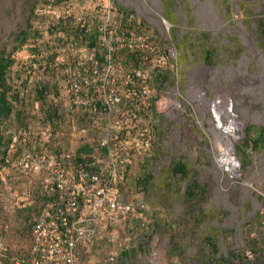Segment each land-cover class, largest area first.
Listing matches in <instances>:
<instances>
[{"label":"rangeland","instance_id":"1","mask_svg":"<svg viewBox=\"0 0 264 264\" xmlns=\"http://www.w3.org/2000/svg\"><path fill=\"white\" fill-rule=\"evenodd\" d=\"M105 10L106 18L110 15L106 59L113 69L106 86L121 97L114 119L120 113L136 116L124 140L142 134L149 141V149L131 159L116 181L114 195L128 204L142 198L149 208L138 249L122 251L110 240L122 235L124 224L117 219L98 227L80 264H109L110 251L117 264H149L152 245L161 264H248L245 251L256 257L252 264H262L264 139L257 138L264 130V0H0V50L15 45L18 31L26 33L8 72L19 95L18 119L8 128L16 134L25 128L40 138L51 125L44 112L57 105L55 87L63 96L67 76L104 54ZM94 31L96 43L90 46L91 38L82 36ZM133 71L150 88L147 108L132 98ZM41 85L49 87L45 98L35 93ZM93 86L84 88L83 98ZM229 105L238 130L221 138ZM67 111L60 128L54 126L53 146L74 154L87 143L99 151L101 130L79 138L70 128L88 112ZM228 145L236 166L231 172L220 166ZM17 154L8 150L0 165V240L12 250L28 246L30 225L43 202L39 194L34 206L12 198L36 185L39 176L17 175L11 167ZM178 164L185 173H172Z\"/></svg>","mask_w":264,"mask_h":264},{"label":"built area","instance_id":"2","mask_svg":"<svg viewBox=\"0 0 264 264\" xmlns=\"http://www.w3.org/2000/svg\"><path fill=\"white\" fill-rule=\"evenodd\" d=\"M104 13L105 24L101 32L102 45L106 48V19L108 21L110 15L106 18V10ZM112 70L108 62L100 69L94 63L90 71L72 72L63 91L64 96L83 93L84 88L90 85V77L98 79L90 97L78 96L65 107L66 110L72 107L88 109L93 116L90 124L72 123V129L79 138L85 137L90 129L102 131L100 149L93 152L89 161L76 163L71 158L72 154L53 150L37 152L34 146L23 149L16 158L15 169L22 177L39 173V196L43 201L30 225L25 264H80L81 253L88 254L96 241L98 227L117 219L124 224L122 235L120 238L110 235V240L122 251L139 247V231L147 228L144 215L148 204L142 198L134 204L125 203L121 196L114 195V187L131 159L141 157L149 149V141L142 139V134L124 140L123 135L135 127L136 116L130 119L125 113H120L114 119L121 97L112 87L106 86ZM131 82L135 84L132 98L141 106L149 107L151 91L139 71H133ZM166 105L162 100L161 108L165 109ZM225 110H228L225 114L229 120L224 131L233 137L238 130L237 121L230 105ZM228 154H220V166L226 172L235 171L234 159ZM30 195V189L11 194L13 199H26ZM6 250L5 245L0 246V253ZM157 250L158 247L152 245L149 264H161ZM243 256L254 261L251 251H245ZM117 261V254L110 251L108 263L117 264ZM19 263L18 259L14 261V264Z\"/></svg>","mask_w":264,"mask_h":264},{"label":"trees","instance_id":"3","mask_svg":"<svg viewBox=\"0 0 264 264\" xmlns=\"http://www.w3.org/2000/svg\"><path fill=\"white\" fill-rule=\"evenodd\" d=\"M86 27L83 26L80 29L81 34L83 32H85ZM95 35H97V31H94L91 34H84L82 36V39H84L85 41H89L87 42L88 45L90 46H95L96 43V37ZM26 41V33L25 31H18L17 33L14 34V39L13 42L15 43V45L13 47H11L9 50L6 49V47L4 46L3 48H1L0 50V165L5 163L6 160V156L8 153V150L10 151L11 149H13L15 152H17V156L20 154V152L23 149H30L31 147H35L37 152L43 151V150H53L56 151L57 153H68L67 150H64L62 148H58L53 146L54 142L53 140L56 138V133L54 126L57 128H60V125L62 124L61 121L65 118L64 113L69 112L66 110V104L70 101L76 100V98L82 97L83 98V94L78 93V94H70L69 96H61L62 93H60L61 88L58 86L54 87L55 92L54 95L56 94V90H58V96L57 98H52L53 103H55V101L57 102V105L55 106H48L45 109V114H46V118L48 120V123H51V125L47 124V128L44 131V133L41 134L40 138L37 137V135L40 134H35L32 133L30 131H26L25 128L24 129H18L17 134L14 133L13 131H10V129L8 128V125L10 124L11 121H14V119H18V117L15 115H17V112H15V107H16V102H18L19 100V95L18 92L15 93L13 88H12V84L10 82V80L8 79V72L10 70V68L12 67L13 63H14V55L15 53L21 48V46L23 45V43ZM104 54L103 56L97 57V58H93L91 59L89 65L86 67L87 69H84L85 67H78L77 69H74L72 72H84V70H88L90 71L93 67H94V63L97 64V67L100 69L101 67H103L105 64H107L108 62H110V60L108 61L106 59V48H103ZM41 55L43 56V58L46 60L48 59V55L44 52H41ZM43 69H45V66L43 67ZM69 75L67 76V78L64 80V89H65V84H66V80L69 79ZM111 77V75H109V78ZM92 77H90V83H97L98 79H95V81L92 82L91 80ZM135 86V84H134ZM49 87L45 86V85H41L39 86L38 90H36V94L38 95V97L41 98H45V96L47 95V89ZM63 89V91H64ZM53 95V96H54ZM56 96V95H55ZM85 98H88L87 96ZM58 99V100H57ZM78 108V107H76ZM81 109L82 111L88 112L87 114L85 113L84 115H86L82 122L78 125H85V124H90L93 116L92 114L89 112L88 109H84V108H78ZM16 119V120H17ZM62 119V120H61ZM17 122V121H16ZM7 125V126H5ZM28 126V125H27ZM27 128V127H26ZM70 128L72 129V124L70 126ZM28 129V128H27ZM73 130V129H72ZM17 136V139L15 138ZM264 139V130H261V135L257 138L258 143H262L260 140ZM41 141H44L43 143H41V147H39V143ZM14 144H17V146L14 148ZM84 143V145L80 148H78L76 150V152L74 154L71 155V158L73 159V161H75L76 163H79L81 161H89L90 157L92 156L93 152H96L97 150H95V148H91L90 149V145L86 146ZM10 146V147H9ZM45 146V147H44ZM53 146V147H52ZM100 149V148H99ZM16 156V158H17ZM16 158L13 161V165L11 166L14 170V172L17 175H20L18 173V171L15 169V161ZM185 168L183 165L178 164L176 165V167L172 168V173L174 174H178V173H185ZM32 175H39V173H34L31 174L29 176ZM37 177V183L36 185L32 186V188L30 189L31 191V195L26 198V199H19V202H23L26 206H34V203L36 201L39 194V177L40 176H36ZM27 179V178H26ZM29 201V202H28ZM32 206V207H33ZM1 245H5L7 250L5 253H0V264H14V261L16 259L19 260V264H25L24 261V254L27 251V247H25L24 249H14L12 250L7 243L4 242V240H0V246ZM29 245V244H28ZM256 259V257H255ZM254 259V260H255ZM243 261L246 263H250L252 264L255 261H249L247 260L244 256H243ZM262 264H264V258H262ZM242 263V262H241Z\"/></svg>","mask_w":264,"mask_h":264},{"label":"bare ground","instance_id":"4","mask_svg":"<svg viewBox=\"0 0 264 264\" xmlns=\"http://www.w3.org/2000/svg\"><path fill=\"white\" fill-rule=\"evenodd\" d=\"M224 112L228 113V110H225ZM219 113H221V112H219ZM219 113L217 114V118H216V119L220 122V118H221V117L219 116ZM222 114H223V113H222ZM224 115H225V114H224ZM237 126H238V124H237ZM226 129H227V128H226ZM220 133H221V132H220ZM227 133H228V131L225 130V131H223V134H222V133H221L222 135L219 134L218 137H221V138H222V137H223L224 135H226ZM229 147H230V146L228 145V148H226V149L224 148V152H225L226 154H227L228 151H229Z\"/></svg>","mask_w":264,"mask_h":264}]
</instances>
